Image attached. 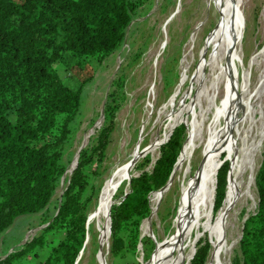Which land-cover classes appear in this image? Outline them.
Instances as JSON below:
<instances>
[{
	"label": "rangeland",
	"instance_id": "rangeland-1",
	"mask_svg": "<svg viewBox=\"0 0 264 264\" xmlns=\"http://www.w3.org/2000/svg\"><path fill=\"white\" fill-rule=\"evenodd\" d=\"M137 1L139 7L135 10L133 20L126 29L125 39L121 46L101 63L96 59L90 60L91 66L95 68L94 77L83 87L79 116L71 125L69 139L62 143V161L66 165V170L59 185L56 186L53 198L42 212L16 219L0 235V262L11 253L27 249L30 252L18 259L21 262L14 261L13 264H42L51 247L62 239L60 229L53 227L48 231L47 228L52 225L54 217L58 214L63 194L70 186L77 169L81 151L88 149L86 154L90 165L88 174L92 176V184L95 186L93 193L97 190L98 193L97 195L92 193L88 225L90 224L93 230L85 252L81 253L77 264H100L98 254L103 235L104 220L101 210L102 195L105 190L114 183L110 194L113 201L112 207L121 204L126 194L124 197L117 198V193L121 191H119L120 187L123 186L124 193H129L131 191L130 181L133 177L139 176L144 170L151 172L154 169L161 157V145L169 137L170 130L173 132L175 128L185 125V144L193 136L194 121L202 109V106L197 103L199 84L212 59L213 41L225 20L229 0ZM240 11L242 18L239 25L242 37L234 50L231 67L236 93L233 104L227 106L226 110L229 112L243 108L247 99V89L249 87L259 88L258 82L262 73L257 66L250 67V65L254 56L261 55L263 52L264 0H244ZM55 68L66 82L72 84L70 72L62 63H56ZM225 74L227 75L226 71ZM247 75L249 79L246 78ZM224 90L223 82L217 104H220L223 99ZM213 95L214 93L208 96L209 100ZM260 95L252 103L249 113L250 118L256 123L249 131L250 143L254 144V154L249 158L251 167L246 175L247 181L253 176V192L256 201L258 200L255 209L250 211L252 215L256 214L259 202L255 180L264 162V124H262L264 123V94ZM108 105H111V122L105 115ZM216 110L217 108H214V111ZM214 116L213 112L204 123L200 124L201 120L198 121L202 138L199 141L200 147L197 150L193 167L188 169L189 176L186 178V183L189 187H195L201 179L202 151L208 137L207 129ZM10 118L14 120V113L10 114ZM182 118L186 119L189 124L188 132L185 123H178ZM224 125V122H221L218 128ZM107 127L110 128L109 138L105 139L101 134ZM157 138L161 139L159 144L155 142ZM104 140L106 143L101 149ZM230 142L233 143L234 152V138L225 145L227 146ZM226 153L231 157L234 166L235 152L225 151L222 161H225ZM227 187L229 185L226 186V190ZM168 191L163 201L160 202L158 212L152 222L151 232L144 235L142 231L147 219L141 225L142 238L149 237L155 243L156 257L150 261L153 257L152 253L151 258L147 260L141 243L136 255L139 264H153L159 258L155 241L169 239L179 225L181 215L178 205L182 197L181 181L175 182ZM151 200L152 198L149 197L150 207ZM239 208L232 218L233 222L231 221L224 232L226 239L222 264H232L234 258L240 255V243L248 215L245 213L247 207L241 205ZM97 233L99 250L95 258L93 254ZM192 235L188 245L195 241V233ZM38 239V247L34 248L32 243ZM206 239L211 244L210 257L213 245L209 234L199 241L205 242ZM110 249L111 238L107 247L108 264H136L131 257L115 260ZM187 252H190V246Z\"/></svg>",
	"mask_w": 264,
	"mask_h": 264
},
{
	"label": "trees",
	"instance_id": "trees-1",
	"mask_svg": "<svg viewBox=\"0 0 264 264\" xmlns=\"http://www.w3.org/2000/svg\"><path fill=\"white\" fill-rule=\"evenodd\" d=\"M138 7L137 0H0V235L16 219L42 212L53 198L66 170L62 143L69 139L71 125L79 116L83 87L94 77L90 60L101 63L121 46ZM56 63L70 72L72 84L59 75ZM110 107L105 115L111 122ZM182 119L178 123H185L188 132L189 124ZM109 131L104 128L101 135L109 138ZM171 134L161 145L154 169L133 177L129 193L122 186L116 195L126 194L110 213V253L115 260L131 257L139 264L136 255L141 243L147 260L152 253L150 261L156 257L155 243L142 238L141 225L151 217L149 197L165 189L182 156L185 125ZM225 151L234 153L232 142L221 152L214 214L225 204L226 186L233 175L227 153L223 164ZM87 152L81 151L58 214L47 228L60 229L62 239L51 247L42 264H77L90 240L89 206L95 186L88 174ZM255 182L257 212L247 218L240 255L232 264H264V162ZM95 240L94 257L99 250L98 233ZM38 241L32 243L34 248ZM210 249L207 239L199 241L191 264H207ZM29 252L11 253L0 264H13Z\"/></svg>",
	"mask_w": 264,
	"mask_h": 264
},
{
	"label": "bare ground",
	"instance_id": "bare-ground-1",
	"mask_svg": "<svg viewBox=\"0 0 264 264\" xmlns=\"http://www.w3.org/2000/svg\"><path fill=\"white\" fill-rule=\"evenodd\" d=\"M243 1L244 0H229L227 4L225 20L213 41L214 52L212 59L199 84L200 89H198L197 103L202 106V109L199 116L194 121V134L190 141L184 146L182 156L174 169L173 178L164 190L162 189V191L157 192L152 197V217L147 219L143 224L142 231L144 235L145 233L149 234L151 232L152 222L156 217L160 202H162L165 197V193L175 182L181 181L182 197L178 205L181 215L179 225L172 237L169 239L166 238V240L163 241H159V239L155 241L158 247L159 258L153 264H190L192 258L195 256L196 250L194 248H196L199 240H201L203 236H206L207 230H209V236L213 245V250L207 264H222L221 259L224 255L223 247H225L224 242L226 239L224 234L225 229H227L232 218L237 214L236 212L239 206L244 205L247 207L245 213H247V218H249L252 215L250 211L255 209L254 207L257 204L258 200L256 201V196L253 192V176L247 181L246 175L248 169L251 167L249 166V158L254 154V144L253 142L250 143L251 135H249V131L251 127L256 124L254 119L250 118V108L259 95L264 94V47L262 54H256L250 65V67L257 66L258 69L262 71L259 82L257 81L259 83V88H255L257 89L255 90L249 87L247 89V99L242 109L239 111L230 110V112L226 110L228 105L233 104L236 93V85L233 80L231 67L233 65L232 57L235 52L234 50L242 37L239 22L242 18L240 10L242 9ZM228 69L230 71L229 74ZM246 78H248V75ZM223 82L225 85V93L220 104H217ZM213 93L212 99L209 100L208 96H211ZM214 108H217V110L214 111ZM213 112L215 116L207 129L208 137L202 151L203 156L200 164L202 176L195 187H189L186 183V178L189 176L188 169L193 167L197 157V150L200 147L199 141L201 140L200 138H202L201 129L198 127V121L201 120L200 124L204 123ZM221 122H224L225 125L224 127L221 126L219 129L218 125ZM232 138L235 140L232 180L226 191L225 204L222 209L216 213L217 215H215L213 213V206L216 196V176H218L217 173L221 167V163L217 171L216 169L225 144ZM160 141L161 139L157 138L155 142L159 144ZM114 185V183L111 184L102 195L101 216L103 217L104 223L101 249L98 254L100 264H108L107 247L109 246L111 238L109 237L111 232L110 209L113 205L110 194ZM213 218L214 220L211 222ZM193 233L196 235L195 241L191 243V245H188L187 243L193 236ZM189 246L190 252H187Z\"/></svg>",
	"mask_w": 264,
	"mask_h": 264
},
{
	"label": "water",
	"instance_id": "water-1",
	"mask_svg": "<svg viewBox=\"0 0 264 264\" xmlns=\"http://www.w3.org/2000/svg\"><path fill=\"white\" fill-rule=\"evenodd\" d=\"M171 133H172V132H171ZM171 133H170V134H171ZM171 135H172V134H171ZM171 135H170V136H171ZM169 138H170V137H169ZM169 138L167 139V141L169 140ZM224 162H225V161H223V164H224ZM170 180H171V179H170ZM169 182H170V181H169ZM169 182H168V183H169ZM167 185H168V184H167ZM167 185H166V186H167ZM216 187H217V185H216ZM125 196H126V195H125ZM150 218H151V217H150ZM110 229H111V226H110ZM110 231H111V230H110ZM195 252H196V251H195Z\"/></svg>",
	"mask_w": 264,
	"mask_h": 264
},
{
	"label": "crops",
	"instance_id": "crops-1",
	"mask_svg": "<svg viewBox=\"0 0 264 264\" xmlns=\"http://www.w3.org/2000/svg\"><path fill=\"white\" fill-rule=\"evenodd\" d=\"M18 262H21V260H19Z\"/></svg>",
	"mask_w": 264,
	"mask_h": 264
}]
</instances>
